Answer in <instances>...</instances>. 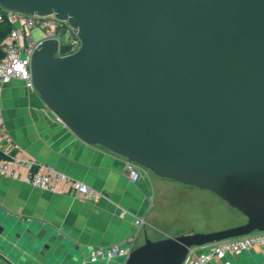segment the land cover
Segmentation results:
<instances>
[{
  "label": "water",
  "instance_id": "1",
  "mask_svg": "<svg viewBox=\"0 0 264 264\" xmlns=\"http://www.w3.org/2000/svg\"><path fill=\"white\" fill-rule=\"evenodd\" d=\"M68 21L80 48L43 40L34 87L76 137L162 179L206 190L240 226L151 240L127 260L183 264L189 249L264 232V0H0ZM8 264H16L9 262Z\"/></svg>",
  "mask_w": 264,
  "mask_h": 264
},
{
  "label": "crops",
  "instance_id": "2",
  "mask_svg": "<svg viewBox=\"0 0 264 264\" xmlns=\"http://www.w3.org/2000/svg\"><path fill=\"white\" fill-rule=\"evenodd\" d=\"M0 109L5 124L0 158L21 159L23 174L32 164L53 167L100 195L91 202L0 175V264H8L5 259L16 264H90L87 259L94 249L128 245L137 218H145L146 226L136 246L151 239L155 201L177 182L148 171L132 181L125 158L81 141L21 80L3 86ZM210 264H264V248Z\"/></svg>",
  "mask_w": 264,
  "mask_h": 264
},
{
  "label": "built area",
  "instance_id": "3",
  "mask_svg": "<svg viewBox=\"0 0 264 264\" xmlns=\"http://www.w3.org/2000/svg\"><path fill=\"white\" fill-rule=\"evenodd\" d=\"M0 12V24L6 19L12 25L9 34L3 40L1 47L3 57L0 59V99L4 85L13 80H21L25 86L35 89L31 74V59L33 53L43 40L57 39L60 44L58 56H68L75 53L81 46L77 31L68 21L50 16H26L6 9ZM18 25V26H16ZM36 27L42 30L41 39L34 40L32 32ZM67 35L69 39L63 43L61 36ZM63 46H69L66 54L61 53ZM5 124L2 110L0 109V137H4ZM127 172L134 182L139 181L141 173L147 169L127 161ZM22 160L9 156L0 158V175L8 178L19 179L26 184L53 194H76L84 200L95 202L99 199V193L89 185L76 180L55 168L46 165L32 164L26 174L21 173ZM124 217V214L121 215ZM136 233L128 240V245H113L94 249L88 256L87 262L97 264L109 263L114 259H124L130 256L137 247L136 240L140 232L146 226L145 218L135 220ZM256 248H264V232H254L246 236L231 238L203 247L189 249L187 258L183 264H210L215 260H223L229 255L240 256Z\"/></svg>",
  "mask_w": 264,
  "mask_h": 264
},
{
  "label": "rangeland",
  "instance_id": "4",
  "mask_svg": "<svg viewBox=\"0 0 264 264\" xmlns=\"http://www.w3.org/2000/svg\"><path fill=\"white\" fill-rule=\"evenodd\" d=\"M32 35L34 40L39 41L42 35L41 28H34ZM61 39L65 43L69 36L62 35ZM147 171L151 176H156L151 171ZM177 184L175 189L160 193L161 196L155 201V209L150 217V222L156 228L150 229L152 240L216 232L246 222L243 214L215 194Z\"/></svg>",
  "mask_w": 264,
  "mask_h": 264
},
{
  "label": "trees",
  "instance_id": "5",
  "mask_svg": "<svg viewBox=\"0 0 264 264\" xmlns=\"http://www.w3.org/2000/svg\"><path fill=\"white\" fill-rule=\"evenodd\" d=\"M3 11H4L3 8L0 7V12ZM11 29H12V25L6 19L0 24V59L3 57V50L1 44L5 39V37L9 34ZM69 50H70L69 46H63L61 48V53L66 54Z\"/></svg>",
  "mask_w": 264,
  "mask_h": 264
}]
</instances>
